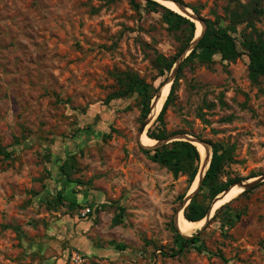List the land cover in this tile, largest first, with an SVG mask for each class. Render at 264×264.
<instances>
[{
  "label": "rangeland",
  "instance_id": "374dc122",
  "mask_svg": "<svg viewBox=\"0 0 264 264\" xmlns=\"http://www.w3.org/2000/svg\"><path fill=\"white\" fill-rule=\"evenodd\" d=\"M180 2L226 30L237 54L196 44L190 55L191 41L142 0H0V264H264V180L179 250L176 216L205 206L209 190L187 200V176L138 142L172 79L167 139L227 148L219 182L264 175V75L249 76L242 45L264 42V0ZM158 56L174 60L163 74ZM129 77L148 95L114 97Z\"/></svg>",
  "mask_w": 264,
  "mask_h": 264
},
{
  "label": "trees",
  "instance_id": "16d2710c",
  "mask_svg": "<svg viewBox=\"0 0 264 264\" xmlns=\"http://www.w3.org/2000/svg\"><path fill=\"white\" fill-rule=\"evenodd\" d=\"M130 1L133 2L134 0ZM142 1L151 11L162 13L163 18L170 25V27L180 30L183 33V38L186 41V45L189 44L195 34L194 22L168 8H165L153 0ZM174 1L182 4L180 0ZM203 22L205 24V31L202 37L198 40L196 47L200 48L205 53H209L212 50H219L222 52H228L231 54V57H234L237 52L235 51L233 44H229L230 40L223 42V37H227L226 30L212 27L211 23L206 19H204ZM242 45L247 49L249 76L251 78H256L260 75H264V42L253 40L248 41L245 38V40L242 42ZM190 53V55H192V53H194V49ZM173 62L174 60H166L162 56H158L156 58V64L162 74L171 69ZM163 84H161L160 87ZM174 87L175 83L173 82L170 85V90L163 103V106L157 115L155 126L148 129L146 135L150 139L160 142L167 139L169 136L164 127L163 116L168 102L172 97ZM136 89H139L144 97L148 95L149 86L145 84L143 80L137 79L135 77H129L128 81L125 82L123 89L119 92H116V95L113 96H126L134 92ZM150 98L151 97H149V99ZM145 110L146 112L148 110L147 104H145ZM210 147L212 151L211 160L198 190H201L203 187H207L210 193L209 200L211 201L215 196H218L221 192L228 189L230 185L239 182L240 179L230 178L226 183L219 182V176L223 171V167L225 163L229 161L230 152H228V149L224 148L221 144H211ZM145 153L148 155L151 161L165 165L174 173V175L179 173L185 174L187 176L188 186H191L196 177L200 164V154L194 145L182 140L172 141L167 144L159 145L153 148L151 151H147ZM251 177L254 176H249L248 178ZM245 192L246 191L242 192L241 194ZM209 202L205 206H200L191 201L183 212L184 217L190 221L201 220L203 217H205L210 208ZM228 204L229 203H226L218 208L215 211V216L222 208L227 207ZM176 241L179 244V250H183L186 245L195 244L198 241V236L193 235L192 237L184 238L178 233L176 234ZM119 247L122 248V246Z\"/></svg>",
  "mask_w": 264,
  "mask_h": 264
},
{
  "label": "bare ground",
  "instance_id": "6f19581e",
  "mask_svg": "<svg viewBox=\"0 0 264 264\" xmlns=\"http://www.w3.org/2000/svg\"><path fill=\"white\" fill-rule=\"evenodd\" d=\"M157 3H159L160 5L164 6L165 8H168L170 10H172L173 12H176L178 14H181L183 16H190L191 12L189 9L185 8V7H179L177 6L174 2L169 1V0H153ZM192 20L197 21L198 24L200 23L197 19L192 18ZM200 25V24H199ZM197 25L196 27V33L198 35H196L195 37L198 38L201 35V31H200V26ZM169 89H170V81L164 83L156 92V96L153 99L152 103H151V112L149 114V117L147 119L148 122L152 121L160 112L163 103L169 93ZM139 144L144 145L148 148H152L155 147L157 144H159V141L157 140H153L150 139L145 133L142 132V134L139 135V139H138ZM153 142V143H152ZM151 143V144H150ZM192 144H194V146L197 148L199 154H200V167L198 169V172L196 174V177L192 183V186L190 187V191L188 192V195H191L196 187L198 186L199 180H200V176L204 170V168L207 166L208 163V159H209V153H210V149L205 146L203 143L197 141V140H192L191 141ZM142 147V146H141ZM144 149V147H143ZM146 149V148H145ZM254 178H251L250 180H247L246 182L243 183H247L251 180H253ZM243 192V186L240 184H232L228 187V189H226L225 191L221 192L218 196L219 199L218 201L214 204L211 202L210 208L208 210L207 216L202 218L199 221H190L187 220L184 216H182L180 214V211L178 212L177 216H176V229L178 231V233L182 236V237H189L191 236V234H193V232H195L197 229H199L203 223L213 215V212L223 203L228 202L229 200L237 197L238 195H240Z\"/></svg>",
  "mask_w": 264,
  "mask_h": 264
},
{
  "label": "water",
  "instance_id": "95a60500",
  "mask_svg": "<svg viewBox=\"0 0 264 264\" xmlns=\"http://www.w3.org/2000/svg\"><path fill=\"white\" fill-rule=\"evenodd\" d=\"M169 1L174 2V3H175L177 6H179V7H184L182 4H180V3H178V2H176V1H174V0H169ZM185 8H186V7H185ZM187 9H188V8H187ZM190 12H191V11H190ZM180 15H181V14H180ZM182 16H183V15H182ZM184 17H186L187 19L191 20L192 22H193L192 18H195V19H197L199 22H201V23L203 24V26H204L203 32H202V34H201L198 38H196V37H195V34H194L193 39L191 40V42H190L188 48H187L186 51H185V52H187L188 50H189V51L192 50V49L194 48V46L197 44L198 40L202 37V35H203L204 31H205V24H204V22H203L202 20L198 19L195 15H193L192 12H191L190 16H184ZM185 52H184V54H185ZM178 66H179V62H176V63L174 64L173 68H172L171 75H174V73H175L176 69L178 68ZM168 81H170V85H171V83H172V79H169V80H167L166 82H168ZM155 96H156V95H155ZM154 98H155V97H154ZM150 112H151V108L149 109V112H148L147 118H146L144 124L142 125V127H141V129H140V134H142V132L144 131V127H145V125H146L147 122H148L147 119H148V117H149ZM158 114H159V113H158ZM177 138H179L180 140H183V141H187V142H189V143H191L192 140H197V139H194V138L190 137L189 135H182V136H180V137H175V138H169V139L162 140V141H160L159 144H157L155 147H157V146H159V145H162V144H166V143H168L169 141H171V139H172V140H176ZM197 141H199V140H197ZM199 142H201V141H199ZM201 143H203V142H201ZM191 144H192V143H191ZM203 144H204L205 146H207V147L210 149L208 163H207V166L204 168V170H203V172H202V174H201V176H200V180H199L198 186L196 187L195 191H194L191 195H188V194H187V200H190V198H191V197L196 193V191L198 190V188H199V186H200V184H201V181H202V179H203V177H204L205 171L207 170V168H208V166H209V163H210V160H211V155H212L211 147H210V145H207V144H205V143H203ZM192 145H194V144H192ZM155 147H153V148H155ZM263 180H264V175H262V176H260V177H256V178H254L253 180H251V181H249V182H247V183H243V181H240V182H237V183H235V184H240V185H242V186H243V191H245L246 189H248V188H250V187L256 185L257 183L262 182ZM215 197H217V196H215ZM215 197H214V199H215ZM210 205H211V204H210ZM207 213H208V212H207ZM206 216H207V214L205 215V217H206ZM209 218H210V217H209ZM209 218H208V219H209ZM208 219H207V220H208ZM207 220L205 221L204 226H205ZM204 226H203V227H204ZM175 227H176V226H175ZM202 229H203V228H202ZM202 229H201V230H202ZM176 230H177V229H176ZM201 230H199V231H201ZM177 232H178V231H177ZM195 234H196V232H195ZM192 235H193V234H192ZM192 235L189 236V237H192ZM189 237H184V238H189Z\"/></svg>",
  "mask_w": 264,
  "mask_h": 264
},
{
  "label": "built area",
  "instance_id": "2783aa9c",
  "mask_svg": "<svg viewBox=\"0 0 264 264\" xmlns=\"http://www.w3.org/2000/svg\"><path fill=\"white\" fill-rule=\"evenodd\" d=\"M88 212H89V209H88V208H86V209H85V213H88Z\"/></svg>",
  "mask_w": 264,
  "mask_h": 264
}]
</instances>
